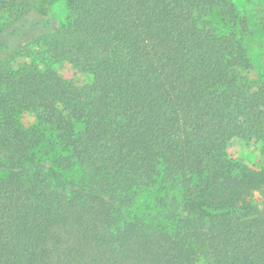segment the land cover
<instances>
[{"label": "trees", "instance_id": "16d2710c", "mask_svg": "<svg viewBox=\"0 0 264 264\" xmlns=\"http://www.w3.org/2000/svg\"><path fill=\"white\" fill-rule=\"evenodd\" d=\"M59 1L0 0V264H264V170L226 151L264 146L248 18L231 0H63L57 21Z\"/></svg>", "mask_w": 264, "mask_h": 264}, {"label": "rangeland", "instance_id": "374dc122", "mask_svg": "<svg viewBox=\"0 0 264 264\" xmlns=\"http://www.w3.org/2000/svg\"><path fill=\"white\" fill-rule=\"evenodd\" d=\"M257 2L258 0H231V3L235 7L236 11L241 16H246L248 18V22L250 23V33L243 37V43L250 60L255 64L254 70L259 72L261 69L260 67L263 64L262 55L264 53V36L258 27L253 25L256 19L254 17L252 7L256 5ZM54 12L55 20L59 21L64 18L65 4L63 0L56 3ZM216 28L218 31H223L219 25L216 26ZM31 49L34 51V47H31ZM32 57H35V54H33ZM23 58L24 59L17 58V60L21 63H30L31 60H34L37 57L26 58L24 56ZM34 62H38V59ZM39 67L41 69L43 68L42 65H39ZM51 69L62 79L70 81L78 87L87 86L92 82V76L90 74L81 72L67 63L53 64ZM22 120L26 126L31 125L34 121L30 115H24ZM226 151L227 155L240 165L254 171H259L261 169L264 170V146L260 142L255 140L233 139L228 143ZM263 196L264 192L258 191L254 193L253 200L260 201Z\"/></svg>", "mask_w": 264, "mask_h": 264}]
</instances>
